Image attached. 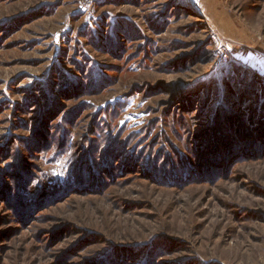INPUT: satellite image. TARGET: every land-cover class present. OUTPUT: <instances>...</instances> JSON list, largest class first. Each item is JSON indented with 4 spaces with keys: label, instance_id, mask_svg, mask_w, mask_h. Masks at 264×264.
<instances>
[{
    "label": "rangeland",
    "instance_id": "1",
    "mask_svg": "<svg viewBox=\"0 0 264 264\" xmlns=\"http://www.w3.org/2000/svg\"><path fill=\"white\" fill-rule=\"evenodd\" d=\"M154 263L264 264V0H0V264Z\"/></svg>",
    "mask_w": 264,
    "mask_h": 264
},
{
    "label": "trees",
    "instance_id": "2",
    "mask_svg": "<svg viewBox=\"0 0 264 264\" xmlns=\"http://www.w3.org/2000/svg\"><path fill=\"white\" fill-rule=\"evenodd\" d=\"M71 85H73V83H71ZM69 86H70V83H68L66 86H64L63 87V89H62V87H59V88H56V89H54L53 90V94L54 95H59V97L61 96V94H62V92L68 87L69 88ZM84 87H85V85H84ZM86 87L87 88H89L90 90H89V92H92V89H94L95 87L94 86H90V84H87L86 85ZM69 90H70V88H69ZM64 94V93H63ZM67 94H69V92H67ZM62 97V96H61ZM37 101H38V98H36L35 97V99L34 98H32V101L30 100V101H28L27 103H26V105H25V107H24V109H27L28 108V106H30V104L31 103H34V104H36V106L33 108V110H36L37 112H38V115L39 116H41L40 117V119L41 118H43V116L42 115H48L49 114V112L51 111V110H54L55 108H56V106H54V102L52 101V102H50V105L48 106V107H46L44 104L45 103H40V102H38L37 103ZM41 104V105H40ZM44 105V106H43ZM34 112V111H33ZM35 122H36V120H35ZM38 122V121H37ZM34 128H35V130H34V133L36 132V130H40V128H39V126L38 125H36V126H34ZM39 135H41L42 137H44L42 134H40L39 133ZM32 145L35 147V148H39V146L41 147V146H43V143H41V144H38L37 142L36 143H32ZM33 147V148H34ZM227 151V150H226ZM227 154H225L224 156H226ZM77 165L79 166V164H78V162H77ZM196 166H199V167H201V164L200 163H198ZM107 167V166H106ZM106 167H103V168H106ZM100 168L101 167H97L95 170H100ZM96 172H99V171H96ZM73 191H74V189H73ZM48 193H50L49 191H47V194ZM26 196H27V194H26ZM49 200H55V197H53L51 194H50V196H48L47 197ZM155 264V263H154Z\"/></svg>",
    "mask_w": 264,
    "mask_h": 264
}]
</instances>
